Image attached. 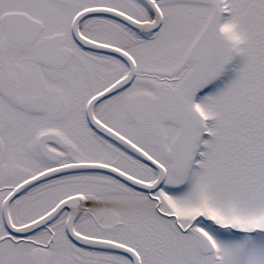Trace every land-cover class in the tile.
<instances>
[{
	"label": "snow or ice",
	"instance_id": "1",
	"mask_svg": "<svg viewBox=\"0 0 264 264\" xmlns=\"http://www.w3.org/2000/svg\"><path fill=\"white\" fill-rule=\"evenodd\" d=\"M0 264H264V0H0Z\"/></svg>",
	"mask_w": 264,
	"mask_h": 264
}]
</instances>
